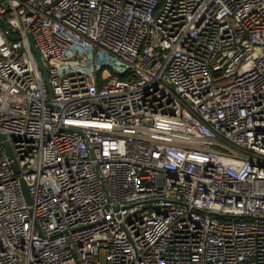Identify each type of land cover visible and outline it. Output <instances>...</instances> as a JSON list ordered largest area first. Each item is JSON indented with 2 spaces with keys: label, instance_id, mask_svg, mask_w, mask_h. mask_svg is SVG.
<instances>
[{
  "label": "built area",
  "instance_id": "obj_1",
  "mask_svg": "<svg viewBox=\"0 0 264 264\" xmlns=\"http://www.w3.org/2000/svg\"><path fill=\"white\" fill-rule=\"evenodd\" d=\"M0 134V264H264V0H0Z\"/></svg>",
  "mask_w": 264,
  "mask_h": 264
},
{
  "label": "water",
  "instance_id": "obj_2",
  "mask_svg": "<svg viewBox=\"0 0 264 264\" xmlns=\"http://www.w3.org/2000/svg\"><path fill=\"white\" fill-rule=\"evenodd\" d=\"M2 25H3V27H4V29L6 31L10 32V29L6 26V24L4 22H2ZM12 38L13 39H17L18 37H12ZM28 40H29L32 52L34 53L39 65H40V68H41V70L43 72L47 87H48L49 91L52 92L51 88H50L49 76H48V73H47L46 66H45L44 62L42 61V58H41V56H40V54H39V52H38V50L36 48V45H35L34 41L32 40V38L30 36H28ZM0 144L7 150L8 156L13 161V165H14L15 169L18 170L16 162H15V157H14V154H13V151H12V148H11V145L7 141L6 137L4 135H1V134H0ZM24 191H25V195L27 196L28 201H29V195H28V191H27V188L25 187V185H24Z\"/></svg>",
  "mask_w": 264,
  "mask_h": 264
}]
</instances>
